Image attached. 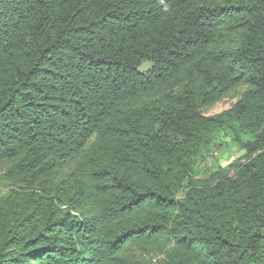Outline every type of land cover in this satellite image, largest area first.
I'll use <instances>...</instances> for the list:
<instances>
[{
	"label": "trees",
	"instance_id": "trees-1",
	"mask_svg": "<svg viewBox=\"0 0 264 264\" xmlns=\"http://www.w3.org/2000/svg\"><path fill=\"white\" fill-rule=\"evenodd\" d=\"M0 166V264H264V0H0Z\"/></svg>",
	"mask_w": 264,
	"mask_h": 264
},
{
	"label": "rangeland",
	"instance_id": "rangeland-1",
	"mask_svg": "<svg viewBox=\"0 0 264 264\" xmlns=\"http://www.w3.org/2000/svg\"><path fill=\"white\" fill-rule=\"evenodd\" d=\"M147 64H144L140 69H144ZM234 95H229L223 100L217 102L212 107L204 111L205 115H214L228 109L233 103L236 102L237 98ZM219 144L213 146L209 152L203 153L202 157H199L198 165L196 168L197 175H203L202 173L212 171L218 167L227 166L230 162L237 159L243 152L235 145L229 142L227 136L221 135L217 141ZM6 166H0V173L4 171ZM70 167L66 169L68 171ZM206 173V174H207ZM3 190L0 189V195Z\"/></svg>",
	"mask_w": 264,
	"mask_h": 264
}]
</instances>
